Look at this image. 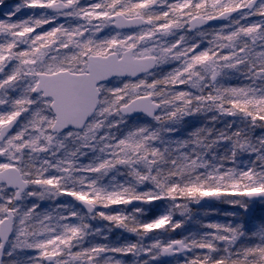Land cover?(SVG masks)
Here are the masks:
<instances>
[{
	"label": "snow or ice",
	"instance_id": "1",
	"mask_svg": "<svg viewBox=\"0 0 264 264\" xmlns=\"http://www.w3.org/2000/svg\"><path fill=\"white\" fill-rule=\"evenodd\" d=\"M243 81L264 82V0H0V264H264V203L250 207L264 172L153 174L158 130L98 137L92 118L169 123L215 103L264 121V91ZM221 198L239 208L230 220L188 207ZM98 224L155 238L116 243Z\"/></svg>",
	"mask_w": 264,
	"mask_h": 264
},
{
	"label": "clouds",
	"instance_id": "2",
	"mask_svg": "<svg viewBox=\"0 0 264 264\" xmlns=\"http://www.w3.org/2000/svg\"><path fill=\"white\" fill-rule=\"evenodd\" d=\"M242 85L255 88L257 91H264V82L243 81ZM231 97H225L222 103L224 109L230 108L228 103ZM251 111H255L249 105ZM166 111V109H162ZM234 114L226 115L222 109L216 107L215 103H209L200 106L193 103L189 108V113L199 114L203 117L201 126L196 127L183 138H171L168 134L178 130L181 127L182 119L170 120L169 123L155 124L150 117L142 112H129L123 116L124 121L118 127H111L112 121L121 119L120 117L97 115L92 117L100 122V126L96 129V136L104 137L109 135H120L129 131L134 124L137 123L136 117L141 116L150 118L146 124L160 132V137L167 145V151L160 163L153 167V174L157 170L167 174L169 171L175 170L180 165H188L192 176H200L206 178L209 173H223L228 169H235L237 173L246 171L251 168L254 172H264V121H253L247 115L233 110ZM183 117V118H184ZM231 117V119H228ZM170 119V118H169ZM131 121V122H129ZM171 131H168V130ZM194 133V134H193ZM168 136L167 139L165 137ZM163 147V146H162ZM92 153H87L84 157L87 162L92 157ZM175 162V163H173ZM195 167H192V165ZM143 170V169H142ZM189 177L172 176L169 182H178L187 180ZM127 179L125 176H117V181ZM107 183V180L105 181ZM151 189L157 191L154 185L145 184L137 185V191L145 192ZM220 203H225L224 199H217ZM264 203V201H259ZM227 204V203H225ZM171 202L165 201L161 206V211H168ZM197 203H190L188 207L194 208ZM127 214L135 215L131 209L126 210ZM148 210L144 215L147 216ZM173 218L180 219L179 213L173 209ZM135 242L138 245H145L155 238L144 233H134ZM144 257H129L123 264H143ZM103 264V261H101Z\"/></svg>",
	"mask_w": 264,
	"mask_h": 264
},
{
	"label": "trees",
	"instance_id": "3",
	"mask_svg": "<svg viewBox=\"0 0 264 264\" xmlns=\"http://www.w3.org/2000/svg\"><path fill=\"white\" fill-rule=\"evenodd\" d=\"M15 2H19V0H15ZM26 13H22V15H24ZM23 18V16L21 17ZM228 119H231V117H229ZM136 121L138 123H146L149 122L150 120L145 118V117H136ZM131 122V121H129ZM203 123V117L199 114H191L189 116H186L182 119L181 122V127L168 134L171 138L175 139V138H183L185 137L188 133H190L192 130H194V127H197L199 125H201ZM168 136L165 137V139H167ZM155 203V202H153ZM45 206H46V202H45ZM194 208H198V209H216L215 212H210L209 215L207 217H205V219H209V220H222L225 221L228 218L227 217H223L221 215V213L227 212L226 207L227 204L225 203H220L216 200H209L207 202H201L198 205H193ZM234 210V208H232ZM161 210V209H160ZM239 211V210H236ZM199 215V213H197ZM229 220V219H228ZM194 225L189 224L188 228L191 229L193 228ZM106 229V228H104ZM105 231L102 230V233H104ZM179 231H177L176 235H179ZM108 238L110 241L114 240L116 243L122 242L124 239L123 236H119L118 233V229H116V231H111L108 234ZM150 264H167V259L163 260V261H159V262H150Z\"/></svg>",
	"mask_w": 264,
	"mask_h": 264
},
{
	"label": "rangeland",
	"instance_id": "4",
	"mask_svg": "<svg viewBox=\"0 0 264 264\" xmlns=\"http://www.w3.org/2000/svg\"><path fill=\"white\" fill-rule=\"evenodd\" d=\"M199 126H201V125H199ZM199 126H197V127H199ZM195 128H196V127H194V129H195ZM250 207H252V210H253V212L255 213V215H256L257 217H259V214H260V208H261L259 202H258V203H255V205L250 206ZM232 208H234V210H233ZM226 209H227V210H226L227 212H231V211L239 210L238 207H234V206L229 205V204H227ZM152 215H153V212H152V210H151V207H149L148 218H150ZM222 216H223V217H227V216H224V215H222ZM227 218H228L229 220L231 219V217H227ZM228 219H227V220H228ZM221 221H222V220H221ZM97 226L102 227L103 225H102V224H98ZM103 231H107V229H103ZM118 232H119V236L122 235L124 238H127L128 240H135V236L132 235V234H130V233L122 232L121 230H119ZM106 234L108 235V233H106ZM162 260H163V259H162Z\"/></svg>",
	"mask_w": 264,
	"mask_h": 264
}]
</instances>
